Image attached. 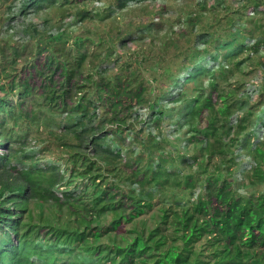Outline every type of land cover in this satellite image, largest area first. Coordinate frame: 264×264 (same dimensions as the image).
<instances>
[{
  "label": "trees",
  "instance_id": "trees-1",
  "mask_svg": "<svg viewBox=\"0 0 264 264\" xmlns=\"http://www.w3.org/2000/svg\"><path fill=\"white\" fill-rule=\"evenodd\" d=\"M243 1L245 7L262 6L264 10V0ZM226 20L224 35L215 36L209 29L200 47L186 54L188 62L171 76V85L180 79L182 85L168 101L177 103L187 91L198 88L201 71H207L205 66L199 67L205 57L215 58L223 68L222 56L238 67L237 58L243 52L248 51L250 56L264 47V23L250 19L251 27L241 24L234 29V18ZM56 42L53 40L50 46L56 47ZM219 49L221 52L216 53ZM56 50L64 56L62 47ZM85 56L80 53L77 66L69 65L65 57L67 69L60 66L61 71L73 76L74 69L83 66ZM53 58L46 56L47 62ZM35 69L43 74L42 68ZM219 74L227 77L229 73ZM42 78L48 107L55 109V100L66 106L63 94L68 87L59 91L53 87L51 76ZM209 82L211 91L193 95L187 113L189 143L193 145L190 156L178 150L173 154L166 147L172 143L163 134L164 111L157 109V100L148 104L150 109L142 118L143 84H132L119 76L112 82L101 74L94 86H87L92 96H86L85 91L82 102L69 110L79 112L81 117L62 127L63 135H72L75 144L61 151L58 161L27 162V158L34 159L33 151H26L25 140L0 123V264H89L90 256L104 264H264V128L259 133L264 120L254 123L255 104L237 98L239 85L226 90L212 78ZM21 83L25 89L30 85ZM127 90L132 96L125 95ZM213 92L221 100L216 108ZM234 107L240 114L228 125L224 121ZM204 110L208 111L205 116ZM101 113L107 117L93 124ZM131 116L146 126H132V136L122 137L123 142L118 135L111 134L107 140L96 137L106 131L102 129L105 125H115L112 132L120 134L133 125L134 120H128ZM91 136L90 142L97 146L93 153L97 161L79 149ZM125 138L131 139L126 151ZM113 141L115 148L110 149ZM138 146L143 152L135 155ZM154 154L157 156L152 157ZM143 157L148 160L143 162ZM98 158L105 163L104 172ZM243 160H247L244 167ZM182 164L190 170L183 171L178 167ZM66 172L70 178L64 181ZM111 176L114 178L109 184ZM75 177L81 187L69 189L68 182ZM122 184L128 189L117 195ZM257 184L262 187L253 188ZM89 187L94 203L86 205L81 197L88 195ZM184 190L190 192L186 198L181 193ZM156 197L158 211L153 224L146 226L139 216L152 209ZM47 201L52 207L44 216L39 207L47 208ZM104 214L110 216L107 222L100 219ZM123 222L131 224L126 233L118 231Z\"/></svg>",
  "mask_w": 264,
  "mask_h": 264
},
{
  "label": "rangeland",
  "instance_id": "rangeland-1",
  "mask_svg": "<svg viewBox=\"0 0 264 264\" xmlns=\"http://www.w3.org/2000/svg\"><path fill=\"white\" fill-rule=\"evenodd\" d=\"M262 9V6L257 9L245 7L243 0H0V123L11 129L13 135L25 140L23 145L26 151H33L34 159L27 158V162L58 161L61 151L64 153L69 146L75 144L72 135H63L65 129L62 127L75 123L81 117L79 112L70 111L71 114L69 110H75L76 104L82 102L80 97L85 91L86 96H92L91 92L87 93V86H94L100 80L101 74L104 78L110 77L112 82L119 76L132 84H143V92L140 93L145 106V109L140 107L142 118L147 116L149 105L157 100V109L164 111L163 134L172 143L166 144V147L173 154L178 150L186 154L188 152L190 156L193 145L189 143L187 113L193 102V95L198 92L207 95L211 91V78L226 90L239 85L237 98L255 104L254 123L264 120V64L259 63L264 62V47L250 56L248 51L243 52L237 58L238 67L227 63L222 56L220 60L224 64L223 68L215 58L210 55L205 57L199 67L205 66L207 71H201L196 83L199 84L198 88L187 91L177 103L170 102L167 98L176 95L182 80L171 85V76L177 75L181 66L188 62L186 54L191 53L193 47L199 48L201 39L208 38L209 29L215 36L224 35L226 19L230 17L234 18V29L241 24L251 27V22L248 23L250 19L255 23H264ZM190 18L194 21L193 24ZM53 40L57 41L56 47L64 49V56H61L55 46H50ZM215 52L220 53L221 50ZM80 53H86L84 64L79 69H74L73 76L68 77L61 71L60 66L67 69L66 58L69 65L77 66L75 61ZM46 54L54 57L51 62H47ZM35 67L38 71L42 68L43 74L36 73ZM220 71L230 75L223 77L219 74ZM43 75L49 78L51 76L53 87L59 91L64 89L62 87H68L63 94L66 106L55 100L53 105L56 108L52 110L48 107L49 97L44 92V87H41ZM131 78L137 81L133 82ZM24 81L30 84H27V89L21 83ZM78 85L84 87L78 89ZM121 86L123 88L125 84ZM161 90L166 93L160 95ZM213 94L216 108L221 105V100L215 92ZM125 95L132 96L131 90H127ZM135 99L133 97L132 101ZM72 102H75L74 105ZM60 106L65 108H57ZM207 114L208 111L204 110L203 116ZM239 114L240 110L234 107L224 122L228 125L235 123ZM105 117L107 116L101 113L93 124L96 125ZM131 119L134 120L133 125L127 126L120 134L112 132L115 125H105L102 129L106 133L100 132L96 137L107 140L111 134L115 137L118 135L121 139L119 141L123 142L122 137L132 136V126L137 129L146 126L132 116L128 118ZM259 127L260 133L264 126ZM91 138L92 136L79 149L97 161L93 154L97 146L90 142ZM130 141L131 139L125 138L124 151L128 149L127 142ZM110 145V149L115 148L114 141ZM142 152L143 147L138 146L135 155ZM155 156L157 154L152 155ZM147 160L143 157V162ZM100 161V171L104 172L105 163L101 159ZM246 162L247 160L241 162L243 167ZM178 167L185 172L190 170L184 164ZM68 178L70 177L66 172L64 181ZM113 178L108 177L107 182L112 183ZM68 184L69 189H77L79 179L75 177ZM122 187L117 195L128 189L127 184L126 187L122 184ZM261 187V184H257L253 188ZM181 193L185 198L190 194L185 190ZM70 195L75 197V194ZM79 195L76 196L80 199ZM93 196L92 187H89L88 195L85 194L81 199H85L84 203L87 205L93 202ZM116 198L118 201V197ZM157 201L158 198H154L155 205L152 209L139 216L146 226H151L154 222L153 216L159 207ZM45 205L48 207H39L44 216L52 203L47 201ZM100 219L107 222L110 216L104 214ZM130 226V223L123 222L118 231L126 233ZM100 261L101 259L91 256L87 258L89 264H104Z\"/></svg>",
  "mask_w": 264,
  "mask_h": 264
}]
</instances>
